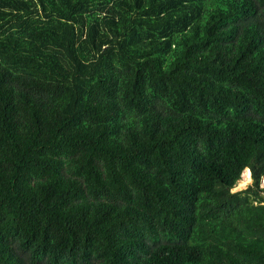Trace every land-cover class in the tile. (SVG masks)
<instances>
[{
    "label": "trees",
    "instance_id": "1",
    "mask_svg": "<svg viewBox=\"0 0 264 264\" xmlns=\"http://www.w3.org/2000/svg\"><path fill=\"white\" fill-rule=\"evenodd\" d=\"M263 183L264 0H0V264H264Z\"/></svg>",
    "mask_w": 264,
    "mask_h": 264
},
{
    "label": "bare ground",
    "instance_id": "2",
    "mask_svg": "<svg viewBox=\"0 0 264 264\" xmlns=\"http://www.w3.org/2000/svg\"><path fill=\"white\" fill-rule=\"evenodd\" d=\"M252 179H251V173L249 170H247L243 176V182L242 185H248L249 183H251Z\"/></svg>",
    "mask_w": 264,
    "mask_h": 264
},
{
    "label": "rangeland",
    "instance_id": "3",
    "mask_svg": "<svg viewBox=\"0 0 264 264\" xmlns=\"http://www.w3.org/2000/svg\"><path fill=\"white\" fill-rule=\"evenodd\" d=\"M242 182H243V176H242V180L239 182V184H236V186L232 190L233 191L241 190V189H244V188L248 187L251 184V183H249L248 185H242ZM262 187H264V183L262 184Z\"/></svg>",
    "mask_w": 264,
    "mask_h": 264
}]
</instances>
